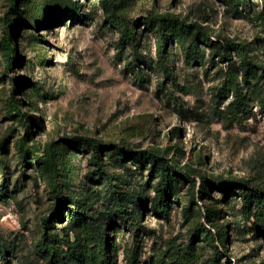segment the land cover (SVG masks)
<instances>
[{"label":"rangeland","instance_id":"374dc122","mask_svg":"<svg viewBox=\"0 0 264 264\" xmlns=\"http://www.w3.org/2000/svg\"><path fill=\"white\" fill-rule=\"evenodd\" d=\"M115 1L128 18L153 13L198 22L221 38L245 43L252 59L264 66L262 0H250L249 6L220 0ZM7 18L22 57L9 70L11 52L1 44ZM139 35V45L125 43L101 0H0V158L5 164V169L0 165V186L4 177L7 181L5 193L0 192V246L7 254L0 264H47L49 257L38 246L42 218L51 213L56 197L36 165L25 167L18 141L31 136L29 144L43 150L48 144L63 148L65 140L79 135L157 152L196 180V186L180 184V201L172 204L169 219L161 218L151 211L161 174L152 164L107 155L103 175L90 151L62 149L63 201L72 198L110 220V192L117 184L142 217L145 229L137 233L120 219L112 223L118 247L114 264H130L136 234L142 263L172 239L187 243L197 222L213 228L208 212L227 234L224 262L264 264V234L254 232L255 208L245 207L241 192L226 198L213 188L211 198L190 204L202 176L264 190V108L254 102L247 113L229 119L226 106L233 95L220 92L227 63H188L173 41L166 54L172 80L159 63L164 60L158 55L159 35L145 32L143 25ZM13 100H20L21 115L12 112ZM141 203L146 209L140 210ZM188 205L194 217L185 214ZM57 225L51 233L62 232L63 223ZM202 253L208 259L213 249L205 244Z\"/></svg>","mask_w":264,"mask_h":264},{"label":"trees","instance_id":"16d2710c","mask_svg":"<svg viewBox=\"0 0 264 264\" xmlns=\"http://www.w3.org/2000/svg\"><path fill=\"white\" fill-rule=\"evenodd\" d=\"M110 11L111 25L121 31L125 43L139 45V29L143 25L144 31L155 32L159 35L158 55L160 65L164 73L172 76L169 71V60L166 59L168 44L173 41L180 45L185 61L204 66L206 63L215 64L216 61L225 62L228 70L225 75L223 86L220 92H225V97L230 94L233 98L226 106L227 117L235 120L242 114L247 113L252 103L257 102L260 108H264V66L257 64L250 55V47L243 42H236L228 38H221L210 32L205 26L198 22H187L177 16L169 14L160 15L150 13L145 18H128L119 10L118 2L115 0H101ZM229 6L251 4L250 0H220ZM260 13L264 17V0H262ZM258 13V14H259ZM14 33L10 18L5 22V34L1 44L11 52L8 58V70L12 69L16 60H22L15 44L13 43ZM13 54V55H12ZM238 56V60L235 57ZM174 80V77L171 78ZM16 87L22 82L16 80ZM19 82V83H18ZM20 87V86H19ZM20 100L11 101L12 112L18 111ZM23 116V115H22ZM24 137L18 141L20 158L26 166L36 165L41 176L46 177L50 185V191L56 197V205L48 216L42 218L43 235L40 239L39 249H45L49 253L47 264H114L115 253L118 247L111 235L112 223L122 221L136 233L143 230L142 217L137 215L135 209L130 208L128 195L118 190V185L111 187V218L108 219L104 212L91 210L90 206L82 207L72 198L63 201V188L60 183L64 171L62 149L71 147L77 149L83 147L90 151L92 161L99 173L106 174L105 157L116 156L120 161H132V163L152 164L153 171L161 172L158 181L154 186V195L150 198L151 211L155 216L168 218L172 204L180 201L181 186L196 180L179 167L176 162H166L154 151H135L132 147L114 143L112 141H101L97 138L79 135L65 140L63 148H56L48 144L43 150L36 144L30 145L29 139ZM145 161V162H144ZM0 165L5 169V164L0 158ZM6 178L2 180L0 192L6 191ZM198 190L194 191L190 204L199 206V200L205 201L211 198V189L221 191L227 198L233 192H241L240 196L245 207H254L253 229L257 234H264V190L251 189L234 180L222 179L219 177L202 176ZM4 195V194H3ZM149 201V200H148ZM140 210L146 209L147 203H141ZM208 209V208H207ZM64 210H66L64 214ZM195 211V210H194ZM192 207L188 205L185 214L194 217ZM209 211V209H208ZM200 213L201 210H199ZM66 215V216H65ZM53 217H56L52 221ZM67 217V219H66ZM209 225L197 222L189 236L187 243L178 242L175 239L169 241L164 247L159 248L147 262L142 263V247L139 234L135 235L128 259L130 264H228L225 260V249L227 234L216 224V219L209 212L206 214ZM1 218V214H0ZM63 223L62 232L51 233V229ZM209 244L213 249V255L204 259L202 248ZM6 250L0 246V256L6 258Z\"/></svg>","mask_w":264,"mask_h":264}]
</instances>
